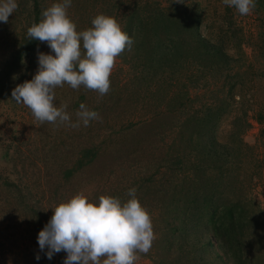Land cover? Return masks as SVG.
<instances>
[{"label":"rangeland","instance_id":"rangeland-1","mask_svg":"<svg viewBox=\"0 0 264 264\" xmlns=\"http://www.w3.org/2000/svg\"><path fill=\"white\" fill-rule=\"evenodd\" d=\"M20 1L16 0L17 10L21 13L14 15L18 21L17 27L11 25V17L9 25L0 31V184L6 182L23 190L24 198L30 200V205L32 201L43 198L42 190L47 191L49 186L54 189L56 185L60 187L66 183L71 189L62 191L63 195L71 198L83 193L88 200L95 198L100 188H104V191H112L113 188L123 191L129 190L133 184V188L137 189L138 185L134 183L144 178L145 169L142 166L146 163L147 149L145 143H137V139L142 140L141 135H144L140 126L155 115L147 104L162 96L163 101H173L181 93L195 101V107H199L200 101H214L213 97L226 96V93L217 95V88L203 90L192 86L200 71L195 67L177 71L173 75L170 69L161 72L157 65L153 73L147 74L143 67L144 52L140 51L142 49L138 43L141 38H137L130 50L126 49L117 58L110 75V91L105 96L100 97L97 92L83 87L73 90L66 83L55 89L54 103L57 107L67 104L66 111L72 123L78 122L76 113L82 103L89 110L98 112L100 119L90 121L87 127L82 122L78 127L40 123L29 108L15 103L11 92L18 84L30 81L36 74L37 51L54 53L46 42L39 41L37 48L24 56L23 62L15 61L13 53L23 41L22 33L24 30L27 32L33 22L30 6L22 9ZM39 1L42 12L54 3L63 2ZM176 4L180 11L188 9L194 14L198 13L201 35L227 47V53L234 59L233 66L239 71V76L232 80L236 83L231 99L235 101V108L221 122L219 137L223 140L221 137L231 130L235 116L242 115L243 109L248 111L251 127L243 135V140L253 149L249 152L248 161L235 171L241 181L236 195H239L240 204L246 205L251 212L247 217L255 219L246 230L244 257L248 264H264V125L255 119L261 112L264 115V0H255L256 6L247 16H240L234 8L224 5L222 0H71L67 12L77 31L92 27V19L104 14L115 18L126 33L128 16L134 10L140 12L149 7L151 10H174ZM25 10L26 15L23 13ZM21 17L25 19L21 21L22 25ZM261 49L262 55L259 53ZM1 53L5 56H1ZM161 80L166 84L163 92L155 89V84ZM213 80L219 81L216 78ZM246 89L251 93L253 90L254 97L242 98L251 102L243 105L241 96L247 93ZM254 108L255 112L252 110ZM88 151L96 156L84 157ZM183 151L188 153L189 148ZM135 157L139 160L135 161ZM82 160L85 161L84 166ZM66 168L73 171L70 180H66V173L62 172ZM145 172L154 174L153 169ZM140 192H136L137 198L141 196ZM7 193L0 187V200L5 199ZM227 195L230 200L236 201L233 193ZM0 208H5L1 202ZM7 210L8 215L16 219L14 222L8 221L11 223L9 226L5 223L0 230V249L8 246L11 253L16 255L5 256L9 264L29 263L27 259H32L28 258V252L34 251L33 240H29L32 234H28L31 227L18 220L19 214L14 217L11 207H7ZM146 210L154 213L155 217L159 214L155 208L147 207ZM153 231L155 239L150 251L147 254L138 253L139 259L135 264H164L159 254L165 253L159 249L160 231H156L155 226ZM175 252L174 257H177L179 251ZM65 258L66 254L57 253L56 264H63ZM229 264H234V261L231 260Z\"/></svg>","mask_w":264,"mask_h":264},{"label":"trees","instance_id":"trees-1","mask_svg":"<svg viewBox=\"0 0 264 264\" xmlns=\"http://www.w3.org/2000/svg\"><path fill=\"white\" fill-rule=\"evenodd\" d=\"M19 4L22 9L30 6L33 18L30 25L41 21L39 0H21ZM178 6L176 4L174 10H151L149 7L138 12L136 9L129 14L125 31L133 41L141 38L138 43L145 56V72L151 74L159 65L161 72L170 69V74L174 75L177 71L195 67L200 71L192 86L203 90L217 88V95L226 93V96L213 97L214 101H200L199 107H195V101L181 93L173 101H163L161 95V99L146 103L155 115L141 123L144 135H141L142 140L137 139V143L147 145L146 163L142 169H153L154 174L144 171V178L134 183L138 185L137 192L141 190L138 200L144 209L155 208L159 213L155 217L147 210L153 227L160 231L159 249L165 253L159 254L164 264H229L231 260L234 264H248L244 257V237L247 227L255 219L247 217L251 212L246 205L240 204L239 195H236L241 181L235 172L248 161L249 152L253 149L243 140V135L251 127L248 111L243 109L242 115L235 116L231 130L221 137L223 140L219 137L221 122L235 108V101L231 99L236 83L232 80L239 76V71L235 70L234 59L227 53V47L201 35L198 13L194 14L188 9L180 11ZM18 12L19 9L9 16L8 23L0 22V31L9 25L11 17V25L17 27L18 21L14 15ZM23 13L26 15L27 11ZM23 20L21 17V25ZM22 36L19 49L13 53L18 62H23L24 56L39 44L38 40L27 36L26 30ZM259 53L263 54L262 49ZM1 56L5 55L1 53ZM155 85L156 90L165 91L164 80ZM247 97H254L253 90L252 93L248 90L241 100ZM241 103L245 105L251 102L242 100ZM252 110L255 112L256 108ZM255 119L264 125L263 112ZM187 148L189 151L185 153L183 150ZM92 155L95 153L88 151L84 157ZM83 160L82 166L85 165ZM67 168L62 172L66 173V180H70L73 171ZM68 184L56 185L54 189L49 186L47 191L42 190L43 198L32 201L31 205L30 200L24 198L23 190L6 182L0 184L2 189L9 192L5 199L0 200L5 207L0 208V230L5 223L6 226L11 224L8 221L14 222L15 214H19L18 220L31 227L28 234H32L29 240H33L34 251L28 252V258L32 260L27 259L29 263L26 264H56L57 254L51 260L47 259L39 249L37 237L53 215L51 208L70 199V196L62 193L71 189ZM11 186H15L14 189ZM129 188H133V184ZM122 190L113 188L112 191H104V188H100L96 197L89 199V202L97 203L101 195L126 202L129 199L126 195L128 190ZM228 193H233L236 201L230 200ZM7 207L12 208L15 218L8 215ZM10 249L8 246L0 249V264H9L5 256L15 255ZM176 250L179 255L174 257ZM60 253L66 254L63 251ZM37 254L39 260L36 259Z\"/></svg>","mask_w":264,"mask_h":264},{"label":"clouds","instance_id":"clouds-1","mask_svg":"<svg viewBox=\"0 0 264 264\" xmlns=\"http://www.w3.org/2000/svg\"><path fill=\"white\" fill-rule=\"evenodd\" d=\"M222 2L240 16L250 15L256 6L255 0ZM69 7L71 0L52 4L42 12L41 21L27 29L30 39L46 42L54 55L37 51L36 74L18 84L11 97L29 108L40 123L78 127L82 122L87 127L100 119L99 113L82 103L76 113L78 122L72 123L67 104L55 105V89L66 83L73 90L83 87L105 96L117 58L134 41L115 18L104 14L92 19V27L77 31L68 16ZM17 8L16 0H0V22L8 23ZM136 192V188L129 189L126 202L101 195L97 203L78 193L54 206L53 215L38 233L40 251L49 260L65 252L63 264H135L137 254H147L155 239L151 217ZM36 259H40L38 254Z\"/></svg>","mask_w":264,"mask_h":264}]
</instances>
